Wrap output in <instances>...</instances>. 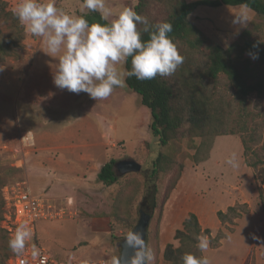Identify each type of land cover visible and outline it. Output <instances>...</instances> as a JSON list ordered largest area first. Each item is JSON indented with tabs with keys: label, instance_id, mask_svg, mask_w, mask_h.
Instances as JSON below:
<instances>
[{
	"label": "rangeland",
	"instance_id": "374dc122",
	"mask_svg": "<svg viewBox=\"0 0 264 264\" xmlns=\"http://www.w3.org/2000/svg\"><path fill=\"white\" fill-rule=\"evenodd\" d=\"M18 2L0 0V11L13 12ZM136 2L106 0L114 11L134 7ZM82 4V0H56L58 8L76 15L88 12ZM240 6H201L189 18L227 47L245 29L231 22L232 12ZM249 15L246 28L262 39L252 24L258 17L251 9ZM13 21L0 13L2 32L17 31L20 43L16 56L0 63V215L2 187L25 180L35 195L53 204L52 218L37 224V238L44 247L60 259L108 258L117 264L119 239L128 232L127 222L135 226L140 210L147 211L142 204L145 171L162 151L179 158L183 168L165 201L176 170L161 173L157 180L161 205L151 213L146 239L153 252L152 264H170L163 259V249L169 242L179 244L175 231L190 212L197 215L202 229L209 230L201 233L208 237L209 248L200 254L210 264H264V209L259 198V190L264 189V93L250 95L242 106L226 75L220 74L215 81L204 77L208 91L227 107L229 122L241 116L248 130L214 136L208 157L194 162L195 149L186 139L171 148L160 145L150 129L149 108L126 85L114 87L107 99L97 101L85 92L57 88L53 82L57 58L44 52L40 37L29 33L19 20ZM182 48L196 74L202 72L208 65L206 47ZM201 141L195 137V146ZM232 153L237 154L236 168L226 163ZM125 158L138 161L141 170L122 174L116 168L118 180L111 185L97 179L104 163ZM7 244L0 230V250L9 254L6 264Z\"/></svg>",
	"mask_w": 264,
	"mask_h": 264
},
{
	"label": "trees",
	"instance_id": "16d2710c",
	"mask_svg": "<svg viewBox=\"0 0 264 264\" xmlns=\"http://www.w3.org/2000/svg\"><path fill=\"white\" fill-rule=\"evenodd\" d=\"M243 4H247L258 17V21L254 20L252 24L255 30L262 33V39L253 37V30L245 28L237 40L224 47L204 34L189 18L201 6L218 8L224 5ZM134 9L138 14L147 17L152 25L160 21H168L172 24L173 31L169 35L184 57V62L171 76H157L151 80H138L132 76L126 78L125 85L138 93L141 103L149 108L150 129L152 134L158 137L162 147L171 148L178 142L180 145V142L186 139L187 145L195 149V152L191 154L193 161H203L208 157L214 136L248 130L247 124L241 116L229 122L227 107L217 101L215 95L208 91L204 84V77L215 81L220 74L226 75L235 90L236 99L242 106L250 95L264 93V0H137ZM0 13L6 20H14L13 22L18 20L12 11L5 8H2ZM85 14V18L90 23H107L101 20L98 12L88 10V12L78 15ZM142 28L143 25H138V29L142 30ZM14 31L4 34L0 28V63H4L11 56H16V48L20 43L15 37L17 31ZM141 38L147 40L148 34L142 32ZM184 45L194 50L202 46L206 47L208 65L202 72L196 74L189 54L182 48ZM249 52L258 53V59H252ZM124 67L128 70L131 69L130 57ZM195 137L202 138L198 146L194 144ZM242 144L247 151L249 146L244 137H242ZM115 163V159H110L100 167L97 175L100 182L111 185L118 180ZM182 168L183 164L179 158L169 156L162 151L157 153L151 168L144 174L142 204L146 207V212L151 214L155 208L161 205L157 198V180L160 174L168 175L172 170H176L171 177L170 187L164 197L165 201L170 190L179 180ZM259 198L264 209V189L259 190ZM230 209L235 210L233 207ZM160 215L161 210L159 211ZM115 217L121 218L117 214ZM188 217L189 219H184L182 228L175 231L174 238L178 240L179 244L175 246L169 242L163 249V259L169 261L170 264H183L182 256L185 253L201 255L197 248L196 237L201 236V233L209 232V230L201 228L195 213L190 212ZM1 218L2 215H0V221ZM126 227L127 235L132 231L134 223L128 221ZM0 230L5 234L8 242L6 233L1 227ZM126 235L120 237L119 243ZM5 248L10 249L8 244ZM8 257L9 254H4L0 250V264H6ZM117 262L119 264V259Z\"/></svg>",
	"mask_w": 264,
	"mask_h": 264
},
{
	"label": "clouds",
	"instance_id": "9594fccd",
	"mask_svg": "<svg viewBox=\"0 0 264 264\" xmlns=\"http://www.w3.org/2000/svg\"><path fill=\"white\" fill-rule=\"evenodd\" d=\"M82 8L98 12L101 20L107 23H90L86 14H70L58 8L56 0H19L13 9L20 24L33 36L42 39L44 52L57 58L53 75L57 88L76 94L85 92L95 101L105 100L114 87L125 86L128 77L151 80L157 76H171L183 64L184 57L169 35L173 31L170 22L160 21L152 25L134 7L125 6L114 11L107 6L106 0H83ZM249 12L247 4L241 5L232 12V24L246 28L250 21ZM138 25H143L142 30ZM142 32L148 34L147 40H142ZM248 54L252 59H258V53ZM129 57L130 70L117 67L126 64ZM226 163L238 167L237 154L232 153ZM32 239L31 227L20 223L8 246L13 253L22 254L26 242ZM125 239L134 248L129 264H152V249L138 231H130ZM196 239L198 250L205 252L209 248L208 237L201 235ZM32 255H39L34 243ZM182 260L183 264H210L207 256L193 253H185ZM84 264H90V261L86 260Z\"/></svg>",
	"mask_w": 264,
	"mask_h": 264
},
{
	"label": "built area",
	"instance_id": "2783aa9c",
	"mask_svg": "<svg viewBox=\"0 0 264 264\" xmlns=\"http://www.w3.org/2000/svg\"><path fill=\"white\" fill-rule=\"evenodd\" d=\"M3 201L0 227L8 239L14 236L15 228L20 223H27L33 231V239L26 242L22 254L13 253L11 249L8 264H84L85 261L60 259L44 247L37 238V224L40 220L52 218L53 204L43 196L35 195L25 180L4 185L1 193ZM33 243L39 249V255L33 257ZM90 264H116L108 258L87 260Z\"/></svg>",
	"mask_w": 264,
	"mask_h": 264
},
{
	"label": "water",
	"instance_id": "95a60500",
	"mask_svg": "<svg viewBox=\"0 0 264 264\" xmlns=\"http://www.w3.org/2000/svg\"><path fill=\"white\" fill-rule=\"evenodd\" d=\"M115 167L120 170L122 174L128 172H138L141 170V164L133 158H125L116 161ZM151 214L140 210L139 218L131 232H139L142 238L147 239L148 225ZM126 238V237H125ZM123 238L120 242L119 264H129V259L134 255V248L127 244L126 239Z\"/></svg>",
	"mask_w": 264,
	"mask_h": 264
},
{
	"label": "crops",
	"instance_id": "0c3cea01",
	"mask_svg": "<svg viewBox=\"0 0 264 264\" xmlns=\"http://www.w3.org/2000/svg\"><path fill=\"white\" fill-rule=\"evenodd\" d=\"M83 170V169H82Z\"/></svg>",
	"mask_w": 264,
	"mask_h": 264
}]
</instances>
